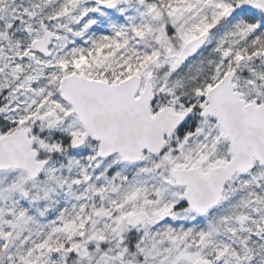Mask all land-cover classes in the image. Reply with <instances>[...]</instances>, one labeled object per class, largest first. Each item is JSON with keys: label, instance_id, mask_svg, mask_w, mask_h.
<instances>
[{"label": "snow or ice", "instance_id": "obj_1", "mask_svg": "<svg viewBox=\"0 0 264 264\" xmlns=\"http://www.w3.org/2000/svg\"><path fill=\"white\" fill-rule=\"evenodd\" d=\"M0 264H264V0H0Z\"/></svg>", "mask_w": 264, "mask_h": 264}]
</instances>
